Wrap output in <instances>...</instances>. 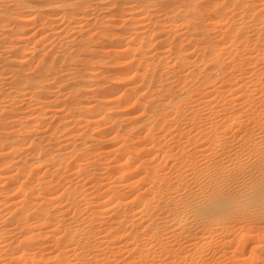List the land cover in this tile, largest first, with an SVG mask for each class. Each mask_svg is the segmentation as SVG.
<instances>
[{"label": "bare ground", "instance_id": "6f19581e", "mask_svg": "<svg viewBox=\"0 0 264 264\" xmlns=\"http://www.w3.org/2000/svg\"><path fill=\"white\" fill-rule=\"evenodd\" d=\"M15 4L11 22L0 6V31L22 34L8 43L22 62L0 105L29 107L0 111V264H171L193 251L177 263L220 264L219 232L223 251L263 249L264 0ZM102 7L108 19L92 20ZM32 30L40 39L21 48ZM70 34H84L76 49ZM86 54L117 63L107 93Z\"/></svg>", "mask_w": 264, "mask_h": 264}, {"label": "rangeland", "instance_id": "374dc122", "mask_svg": "<svg viewBox=\"0 0 264 264\" xmlns=\"http://www.w3.org/2000/svg\"><path fill=\"white\" fill-rule=\"evenodd\" d=\"M16 1L17 0H5V1H3L1 4H0V6L1 7H7V6H9L10 8H9V11L8 12H10V13H8L7 12V16H8V18H9V20H10V22L12 21V18L13 19H15L14 17H16V15H18V14H16ZM12 2V3H11ZM15 4V5H14ZM14 6V7H13ZM0 7V8H1ZM107 9V10H105V9ZM102 7V8H100V9H95L92 13H94L93 15L91 14L90 16L92 17L91 19L92 20H94V18L95 17H93L94 15H99L100 16V19H98V20H101V19H105V17H102V16H106V18L108 17V15H109V12H108V8H106V7ZM15 9V10H14ZM12 10H13V12H12ZM24 11H26L27 12V10L28 9H23ZM98 10H99V12H98ZM16 11V12H15ZM15 13V14H14ZM9 14L12 16H9ZM15 15V16H14ZM99 16H96L97 18H99ZM118 20H119V18H120V15H118ZM108 19V18H107ZM84 20V18L82 19V17H79L76 21H74L73 23H72V26L73 27H76V26H79L82 22H84L83 21ZM106 20V19H105ZM118 20L116 21V26H122V24L120 23V22H118ZM79 22V23H78ZM77 23V24H76ZM117 23H118V25H117ZM120 23V24H119ZM89 26V25H88ZM11 28V27H10ZM36 29L38 28V26H36L35 27ZM34 28V30L36 31V29ZM88 28V27H87ZM6 30V31H5ZM5 30H3V31H0V68H4V71L5 72H3L2 73V79L0 80V87L1 88H3L4 90L6 89L7 91H9L10 89H9V87L11 86V83H12V79H14V77L12 76V70H13V66H14V68L16 69V68H19V67H21V64H20V62H22L21 60H19L20 58H17V57H14V55L12 54V53H10V52H12L13 50L11 49V48H9V44L11 43V42H9V41H12V40H14V41H16V39L18 38V36L20 37L21 35H19V34H15V35H13L12 34V31L10 30V29H5ZM34 30H32V32H30V33H32V34H30V33H28V35L27 36H25V37H28V38H26L25 40H22V42L20 41V44L22 45L21 46V48H23L24 49V47H32L34 44H35V42L36 41H38L40 38L38 37L39 35H34L33 33L35 32ZM87 31V30H86ZM4 32V33H3ZM5 32H7V34L5 35ZM45 32L46 31H44V34H45ZM2 33L4 34V35H2ZM47 33V32H46ZM42 34H43V32H42ZM16 35H18V36H16ZM71 35V36H70ZM70 35H66L64 38H62V40H63V42L65 43V44H67L68 46H69V48L70 49H76V46H78L77 45V41H78V39L80 38V36H81V38H82V36L84 35V34H79V35H74V34H70ZM77 37V39L74 37ZM17 37V38H15V37ZM70 36V37H69ZM73 36V37H72ZM6 37H8V38H6ZM12 37V38H11ZM23 37H24V35H23ZM54 37L55 36H53V37H51L50 39H49V41H48V43H50V48H48V49H46V51H48V50H51V48L53 47V45L57 42V41H54ZM58 40V39H57ZM24 41V42H23ZM68 41V42H67ZM72 41H75V42H72ZM9 43L8 45L7 44H4V43ZM29 43V44H28ZM57 44V43H56ZM73 44V45H72ZM4 45H6L5 47H4ZM30 45V46H29ZM32 45V46H31ZM3 46V47H2ZM55 47H57L56 45H54ZM72 46V47H71ZM22 49V50H23ZM66 50V49H65ZM35 51V52H34ZM34 51H32L31 52V54H30V59H31V57L33 58L34 57V62H36V57L35 56H39V54H41V55H43L44 53H42V50L41 51H39V52H36V49L34 50ZM45 51V52H46ZM8 52V53H7ZM86 51H84V53H85ZM36 53V54H35ZM39 53V54H38ZM87 53V52H86ZM8 54V55H7ZM35 55V56H34ZM81 56H82V59H83V57H84V55L85 54H80ZM87 55V60H97V62H99V63H97V70H98V72H99V76H97V77H95L94 79H95V81H98V82H96L97 84H101V86L99 87L100 88V90H102V91H104L105 93H107V91H108V89H109V84H110V81H105V82H103L102 81V78H108L109 80H111V75L112 74H114L113 72H115L116 71V67H117V63H115V62H112L111 61V57L110 56H108V55H106L105 57H107L106 59H104L105 57L104 56H97V57H95L94 58V56H91V55H89V54H86ZM8 56H10V58H8ZM81 56H78V57H76V58H74V59H72L71 60V62H73L72 63V66L76 69V70H78V71H80V70H82V72L84 73V75H87L88 74V71L90 70L89 68H86V67H84V64H82V63H79V61H81ZM4 57V58H3ZM85 58V57H84ZM2 59V60H1ZM86 59V58H85ZM100 60V61H99ZM110 61V62H109ZM11 63V64H10ZM76 63V64H75ZM109 63V64H108ZM13 64V65H12ZM35 64V63H34ZM18 65V66H17ZM8 66V67H7ZM17 66V67H16ZM101 67V68H100ZM7 68V69H6ZM86 68V69H85ZM99 68H100V70H99ZM9 69V70H8ZM12 69V70H11ZM88 69V70H87ZM110 69V70H109ZM11 70V71H10ZM85 70V71H84ZM105 70V71H104ZM109 70V71H108ZM115 70V71H114ZM29 71V70H28ZM108 73H107V72ZM9 72H11L10 74H8ZM103 72H106V74L105 73H103ZM87 73V74H86ZM4 74V75H3ZM8 74V75H7ZM104 74V75H103ZM7 78H6V77ZM92 78V77H91ZM100 81H101V83H100ZM108 82H109V84H108ZM104 83V84H103ZM8 84H10V85H8ZM106 84V85H105ZM6 85V87H4ZM103 85V86H102ZM103 87V88H102ZM101 95H103V94H101ZM52 96H55V94L54 95H52ZM103 97L104 96H102L101 98L103 99ZM70 99H73L72 97H69ZM5 99H7L4 103H1V105H0V111L3 109V107L4 108H11L12 106H14L15 104V107L18 109V111H20L19 113L20 114H25L24 112H27V110H28V107L29 106H27L26 105V103H25V100H23L24 102H22V100H19L17 103H14L13 105L10 103L11 101H10V99H9V96H6L5 97ZM8 101V102H7ZM21 102H22V104H21ZM92 102H94V101H91V103ZM3 104H5L4 106H3ZM18 104V105H17ZM9 105V106H8ZM24 105H26L27 107H25ZM3 106V107H2ZM7 106V107H6ZM25 108H27V109H25ZM24 111V112H23ZM9 120V119H8ZM91 124H93V123H91ZM241 222V221H240ZM239 222V224L238 225H236L235 227H237L236 229H235V227H234V229H233V233H232V235L233 234H235V236H237V238L233 235V237L234 238H236V240L235 241H239V240H237L238 239V237H239V235H240V233H241V231L244 229V225H246L247 224V222L246 221H242L243 222V224H242V222L240 223ZM246 223V224H245ZM264 223V222H263ZM263 223H258V224H263ZM262 226H264V225H261L260 227H261V230H262V233L264 232V227H262ZM223 229V228H222ZM224 230V229H223ZM223 230H221L220 229V231H223ZM226 230V229H225ZM236 232H235V231ZM219 231V230H218ZM239 234V235H238ZM216 235V234H215ZM231 236V235H230ZM215 237H217V239H216V244L218 245H215L212 249H211V251H213V252H215L214 250H216V253L215 254H217V253H220L221 254V252L223 253L222 255H219V256H217L219 259L218 260H222V262H224L225 264H264V258L262 259V256L264 257V247H263V249H256L255 250V248H254V246L251 244V242H250V247L248 246L247 248H241V247H236L237 246V242H233L234 243V245H232V247H229V248H231L230 250H228V248L227 249H225L224 251H223V249L221 250L220 248L222 247H224V246H222V245H224L225 243V240L226 239H228V238H226L225 236H224V232H219V233H217V235L216 236H214V240H215ZM232 237V236H231ZM263 237H264V234H263ZM224 238H225V240H224ZM228 241V240H227ZM226 241V242H227ZM218 242V243H217ZM224 243V244H223ZM236 243V244H235ZM252 243H254V242H252ZM202 244V242L200 243V245ZM221 246V247H220ZM251 246H252V248H251ZM233 248H235V250L233 249ZM238 248V249H237ZM254 248V249H253ZM161 249H163V250H161ZM255 250V251H253V250ZM160 250H161V252H164V250H166V248L165 247H161L160 248ZM221 250V251H220ZM228 250V251H227ZM241 250V251H240ZM211 251L210 252H208V253H206V255H210V253H211ZM219 251V252H218ZM227 251V252H226ZM239 251V252H238ZM243 251V252H242ZM165 252H168V250H166ZM192 252V251H191ZM190 252V253H191ZM194 252V251H193ZM192 252V253H193ZM237 252L239 253V255L237 254ZM245 252V253H244ZM189 253V254H190ZM192 253H191V255H188V254H186V256L184 255V254H182V256L180 257L179 256V258L177 257L176 259H177V261L175 260V258H174V262H175V264L178 262V260H180V259H183V258H189V257H187V256H192ZM242 253V254H241ZM256 253L258 254V257H260L259 259L262 261H260V260H258L257 259V255H256ZM237 254V255H236ZM193 255H194V253H193ZM256 257V258H254V256ZM240 256V257H239ZM241 256H243L242 258H241ZM253 256V257H252ZM192 257H194L195 258V255L194 256H192ZM225 257H227V259L225 258ZM237 257V258H236ZM239 257V258H238ZM247 258V259H245V258ZM249 257V258H248ZM252 257V258H251ZM191 258V257H190ZM221 258V259H220ZM222 258H225V261L222 259ZM241 258V259H240ZM256 259V261L254 260V259ZM245 259V260H244ZM253 262H252V261ZM258 260V261H257ZM174 262L173 263H171V264H174ZM221 262V263H222ZM220 263V264H221ZM224 263H222V264H224ZM178 264V263H177ZM215 264V263H214ZM219 264V263H218Z\"/></svg>", "mask_w": 264, "mask_h": 264}]
</instances>
